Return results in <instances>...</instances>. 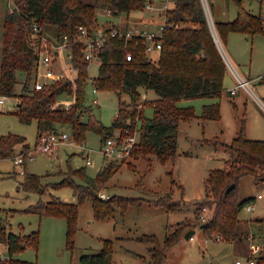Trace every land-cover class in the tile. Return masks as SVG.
<instances>
[{"label": "trees", "instance_id": "16d2710c", "mask_svg": "<svg viewBox=\"0 0 264 264\" xmlns=\"http://www.w3.org/2000/svg\"><path fill=\"white\" fill-rule=\"evenodd\" d=\"M14 8H9L3 21V37L0 64V91L8 95H18L17 115L23 122L38 121V134L43 130L70 128L74 139L82 143L89 129L101 134L102 141L114 135L116 130L122 134L127 128L134 131L139 128V140L132 150L134 157L156 153L160 159L167 160L177 155L179 123L182 118L196 115L189 106H181L177 100L185 97H219L224 89L227 64L214 37L209 16L203 0H174L167 7L163 29L162 47L157 59L149 55L146 46L136 38L125 40L111 34L112 26L105 27L106 41L102 47V61L99 74L92 78L98 89L117 90L119 95L127 92L131 102L120 100L118 113L112 124H105L95 115L93 103L88 102L87 86L90 82L88 60L83 55V45L76 41L79 27L82 25L93 31L99 23V9L112 14L129 12L134 8L146 7L147 0H13ZM237 15L233 19L216 21V28L223 40L231 31H241L255 35L264 33V17L261 13L247 8L243 0H234ZM43 29L47 24L56 28L59 36L68 35L74 52L73 63L77 67L75 83L69 79L48 82L41 89L33 86L37 53L31 43L30 32L34 22ZM46 31V30H45ZM132 58H127L128 52ZM25 76L23 81L20 77ZM22 83L20 92L16 84ZM139 86L154 88L158 97L150 100L152 116H143L139 105L144 109L147 100H141ZM76 101L70 106L56 104L63 95H73ZM219 101L205 103L201 117L219 118ZM138 118V119H137ZM141 120V123H140ZM67 125V126H64ZM244 125L226 145L232 151V157L225 167L212 168L205 178L207 200L201 201L196 208L198 217L204 206L214 207L206 221L199 219L207 233H217L220 238L250 237L249 232L239 230V211L256 197L248 196L242 200L238 196V184L242 175L253 174L256 179L264 180V138H251L246 135ZM22 143V150L28 151L31 144L26 136L16 133L3 134L0 138V158L13 157L15 145ZM122 162L111 160L95 176H91L85 167L61 171L64 177L60 181L43 183L42 176L25 168L24 178L19 187L27 191L43 194L49 188L71 185L78 195L77 201H69L54 195L49 200L40 198L26 210L37 211L41 215L63 216L67 220V243L74 246L78 228L79 204L87 199L92 201L97 217L104 218L114 212L115 205L126 209L137 199L111 195L101 197L98 193L107 179ZM135 168V164L131 163ZM75 176L83 181L78 182ZM235 186L228 190L229 185ZM155 203L167 210H181L179 200L170 193L155 199ZM257 220H261L258 218ZM183 225L168 231L162 244L154 233L142 234L141 238L153 240L154 264H164L167 250L184 234ZM0 241L7 243L12 254L11 264H37L33 260L21 258L16 254L27 246L39 247L40 230L31 233H17L8 227L0 216ZM81 264H114L113 241L104 240V246L93 252L81 255ZM255 258V264H264V248ZM0 264H6L0 259Z\"/></svg>", "mask_w": 264, "mask_h": 264}, {"label": "rangeland", "instance_id": "374dc122", "mask_svg": "<svg viewBox=\"0 0 264 264\" xmlns=\"http://www.w3.org/2000/svg\"><path fill=\"white\" fill-rule=\"evenodd\" d=\"M203 1L210 17L214 14L215 19L218 10L230 15L233 14L231 12L237 11L234 0ZM243 1L247 8L250 6L257 13L262 11L264 17V0ZM147 2L152 3L155 8L146 6L119 14L99 9L97 28L129 26L158 31L160 23L165 20V8L171 6L174 0ZM14 6L13 0H0V64L3 21L7 10ZM213 23L212 20V31L218 35ZM45 28L50 37L58 36L54 25L47 24ZM233 39L236 47H241L244 53V70L230 57L231 52L225 41L221 40L220 43L218 40L227 64L224 89L219 97L196 96L177 100L181 106L192 107L196 115L180 120L178 152L174 158L162 160L152 152L137 158L132 154L121 159L110 157L105 154L107 146L99 132L87 130L85 140L79 143L74 139L70 128H65L71 134L70 138L61 144L55 153L37 152L36 157L28 160L26 164L15 163L16 154L13 157L0 158V216L8 227L17 233L40 230L39 247L27 246L16 255L33 260L37 264H81L80 257L84 252L101 249L104 240L109 238L113 241L114 264H154L151 248L155 242L140 236L154 233L162 244L168 231L171 232L178 225H183L185 232L167 250L164 264H238V259L243 261L241 264H245L249 256H257L264 248V180L256 179L253 174L242 175L239 179L237 188L239 199L256 197L253 209L244 206L239 211L241 218L239 230L249 232L250 237L223 239L217 233H207L199 223L200 216L196 214L199 203L207 200L204 183L207 174L212 168L226 166V161L232 157V151L226 144L232 142L242 126L244 125L248 137L264 138V80L256 78L264 72V33L255 35L235 33ZM69 53V50H66L65 58L72 70ZM149 55L157 59L159 51H152ZM61 58L59 55L58 60ZM100 64L99 57L93 58L89 63L91 78L87 86V100L94 104L95 115L110 125L118 113L120 100L131 102L132 98L127 92L119 95L117 90L107 88L93 92L92 78L98 76ZM236 71H241L246 79L250 76L255 79H249L247 88L239 86L240 76ZM62 77L60 79L69 78L65 74ZM24 79L25 76L20 77V81ZM41 79L45 80L44 77ZM20 81L16 84L17 92L22 88ZM138 90L141 93V100H147L144 109L142 106L139 108L140 111L143 110V116H152L153 107L150 100L157 98L158 93L154 88L145 86H139ZM95 96L99 97L98 102H93ZM60 99L65 100L60 104L71 105L76 101V91L72 96L63 95ZM19 100L18 95H11L5 105H0V138L3 134L16 133L26 136L29 143L35 145L38 121L20 120L16 113ZM214 101L220 102V117L209 119L201 117L203 105ZM117 133H120L119 129L114 134ZM21 148L22 143L16 144L15 153ZM111 160L122 164L117 166L98 194L101 197L102 193L110 196L121 195L130 200L139 198L137 199L139 203H131L126 209L115 205L111 215L100 218L95 215L91 200L81 202L73 247H69L67 243L65 217L41 215L37 211L26 210L40 198L46 201L58 195L69 201H77L78 195L71 185L48 187L43 194L20 188L19 182L24 178L22 169L27 167L30 172L40 174L43 183H50L60 181L64 177L61 171L85 166L87 173L95 176ZM131 163L135 164V168ZM75 178L78 182L83 181L77 176ZM166 193H170L174 200H179L183 208L167 210L155 203V199ZM213 211L214 207L212 210L210 208V212ZM258 218L261 220H257ZM191 228H195V232L191 237H186V232Z\"/></svg>", "mask_w": 264, "mask_h": 264}, {"label": "built area", "instance_id": "2783aa9c", "mask_svg": "<svg viewBox=\"0 0 264 264\" xmlns=\"http://www.w3.org/2000/svg\"><path fill=\"white\" fill-rule=\"evenodd\" d=\"M148 7H153L151 3L148 2ZM206 6V5H205ZM208 11V10H207ZM109 13H111L109 11ZM212 26V23L210 21ZM214 24V23H213ZM165 25L164 22L160 23L158 31L141 29L135 27H117L113 26L111 29V34L116 36H121L125 40L138 39L146 46V51L149 54L152 51H159L162 47V37L163 29ZM215 32V31H214ZM216 34V33H215ZM31 43L35 48L37 53L36 66H35V77H34V87L36 89L43 88L49 81H55L57 79L63 78V74L69 77L75 83L77 67L72 61L71 67L65 58L66 50H69V57L73 60L74 52L72 50V41L68 35L50 37L43 27L38 23L34 22L30 32ZM76 41H79L83 45V55L90 62L93 58L99 57L102 61L101 51L102 47L106 41V31L105 28H97L90 31L84 26L79 27V33L77 35ZM59 55L62 56L60 61L58 60ZM127 58H132V53L129 51L127 53ZM63 72V73H62ZM44 77L45 80L41 78ZM260 80H264V72L259 75ZM239 86H244L247 88L249 86V80L240 77L238 81ZM93 92H99L96 85H93ZM10 95L0 91V105H5L9 100ZM64 99H59L56 104L64 102ZM99 97L95 96L93 102H98ZM67 106H70L69 104ZM142 105H139V108ZM139 128L138 126L132 131L127 128L126 133H117L107 138L105 141L107 148L105 149V154L107 156H114L119 159L125 158L131 154L132 150L135 148L137 141L139 140ZM71 134L68 130L62 128L57 130H43L37 137L35 145H31L28 151L19 150L14 161L17 164H23L32 160L36 157L37 152L45 153H55L59 146L65 143ZM138 136V137H137ZM21 172H25L22 169ZM103 198H108L110 195L102 193ZM249 209H253L254 203H249L246 205ZM203 212H201L200 218L206 221L209 217V207L204 206ZM0 259L11 264L12 254L9 252V246L7 243L0 241ZM238 264L243 263L241 259L237 260ZM245 264H255V258L249 259Z\"/></svg>", "mask_w": 264, "mask_h": 264}, {"label": "crops", "instance_id": "0c3cea01", "mask_svg": "<svg viewBox=\"0 0 264 264\" xmlns=\"http://www.w3.org/2000/svg\"><path fill=\"white\" fill-rule=\"evenodd\" d=\"M261 1H263V0H261ZM150 2H153V1H150ZM149 2V3H150ZM244 2V1H243ZM152 4V3H151ZM245 4V3H244ZM174 5V2H173V4L171 5V6H169V7H172ZM150 8H152V9H154L155 8V6L153 5V7H150ZM167 8V7H166ZM165 8V9H166ZM249 9H253L252 7H248ZM220 10H218V12H217V18L215 19V16H214V14H211V17H210V15H209V19H210V21H211V23H212V20H213V22H214V25L216 26V24H215V21H222V20H229V19H233V18H235L236 17V15H237V11H233V12H231V13H233V14H227V13H225V12H219ZM253 11H254V9H253ZM165 12V11H164ZM208 12V11H207ZM255 12V11H254ZM230 13V12H229ZM259 13H261L262 14V11L261 12H259ZM209 14V13H208ZM263 15V14H262ZM212 18V19H211ZM218 33V32H217ZM235 33H241V34H247V33H245V32H241V31H231V32H229L228 33V36H227V38H226V40H224L225 41V43H226V45H228V47H229V49H230V52H231V56L230 55H228V56H230V57H232V59L234 60V61H236V63H239V65L243 68V70H244V67H245V59H244V53H243V51H242V48L240 47V48H237L236 47V45L234 44V39H233V34H235ZM217 37H218V40H219V42L221 43V40H223L221 37H220V35H219V33H218V35H216ZM218 42V41H217ZM219 42H218V44H219ZM219 46H220V44H219ZM237 67V66H236ZM239 70V69H238ZM236 73L240 76V77H244L242 74H241V71L239 72V71H236ZM260 75V74H259ZM259 75L256 77L257 79H260L259 78ZM245 78V77H244ZM249 79H255V77H249L248 78V80ZM264 103V102H263ZM117 115V114H116ZM115 115V116H116ZM115 118V117H114ZM114 120V119H113ZM65 129V128H64ZM39 135V134H38ZM38 135H37V137H38ZM31 144V143H30ZM20 150H22V148L20 149Z\"/></svg>", "mask_w": 264, "mask_h": 264}, {"label": "water", "instance_id": "95a60500", "mask_svg": "<svg viewBox=\"0 0 264 264\" xmlns=\"http://www.w3.org/2000/svg\"><path fill=\"white\" fill-rule=\"evenodd\" d=\"M208 13V12H207ZM208 16H209V14H208ZM210 20V19H209ZM213 33H215V32H213ZM214 37H215V39H216V41H218V37L216 36V34H214ZM218 43V42H217ZM235 186V183H232L231 185H229V187H228V190H230L231 188H233ZM201 226H204V224H202ZM195 232V228H191V229H189L187 232H186V237H191L192 235H193V233Z\"/></svg>", "mask_w": 264, "mask_h": 264}]
</instances>
